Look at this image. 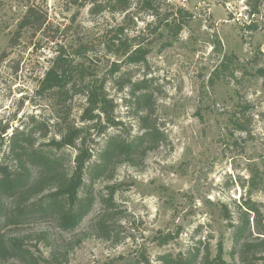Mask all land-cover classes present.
Instances as JSON below:
<instances>
[{
  "label": "rangeland",
  "instance_id": "rangeland-1",
  "mask_svg": "<svg viewBox=\"0 0 264 264\" xmlns=\"http://www.w3.org/2000/svg\"><path fill=\"white\" fill-rule=\"evenodd\" d=\"M145 1L131 0L122 11L115 0H0V131L8 126L0 160L15 128L36 130V137L43 133L32 117L49 127L48 137L56 115L82 124L84 96L65 100L38 91L62 45L72 54L76 42H88L86 79L105 80L114 99L121 124L109 133H139L129 87L120 84L143 78L165 132L163 143L135 165L119 164L110 178L89 186L94 205L74 232L61 231L51 217L5 228L30 236L25 243L41 256L39 264H161V254L185 253L199 240L231 261V224L238 222L244 199L254 201L264 219V83L257 74L264 67V0H149L150 7ZM30 6L46 19L45 31L29 27L18 33ZM178 10L174 16L185 22L174 36L167 14ZM120 23L131 36L144 30L143 40L152 45L146 65L112 75L115 57L105 44ZM94 137L96 158L105 136ZM76 152L64 149L68 163ZM112 191L119 213L110 239H104L93 220ZM41 232L48 240L39 239ZM0 264L23 263L9 258Z\"/></svg>",
  "mask_w": 264,
  "mask_h": 264
},
{
  "label": "trees",
  "instance_id": "trees-1",
  "mask_svg": "<svg viewBox=\"0 0 264 264\" xmlns=\"http://www.w3.org/2000/svg\"><path fill=\"white\" fill-rule=\"evenodd\" d=\"M115 2L114 7L122 11H127L131 5V0ZM248 3L252 5L251 0ZM145 4L151 6L149 0ZM178 12L181 14L182 10L167 14L166 26L174 36L180 33L185 22L183 18L174 16ZM37 13L35 6L28 8L19 22L18 33L29 27L45 31L47 21L37 17ZM170 16L172 19H169ZM66 28L70 26L66 25ZM116 29L117 35L110 37L105 44L108 52L115 57L109 65L110 73H120L131 65H146L152 41L143 40L144 30L131 36L125 32L122 23ZM74 45L76 49L72 54L66 53L62 45L39 81L38 91H52L59 99L65 100L76 95L84 96L86 106L81 115L82 124L77 125L69 116L56 115L51 124L53 134L48 137L49 127L32 117L36 127L43 130L42 134L36 137V130L15 128L7 138V149L0 160V261L15 258L23 264H39L41 256L25 243L30 236L8 233L6 227L26 224L34 218L51 217L61 231L74 232L94 205L89 186L97 179L110 178L119 164L135 165L139 157L157 148L165 139V132L155 117L153 93L146 78L137 81L128 79L120 84V89L129 87L130 105L135 109L139 133L132 137H126L120 131L109 133L110 128L119 129L121 124L113 114L114 99L105 80L86 79L89 74L86 64L89 59L88 42H76ZM257 74L264 83V67L258 68ZM92 128L95 133H92ZM7 129V125L1 128L2 144L5 143ZM94 134L105 136L96 158L91 149ZM44 137L48 139L39 141ZM66 148L77 150L72 163L66 161ZM102 205L93 225L100 237L110 239L119 213L113 191L102 198ZM241 206L243 209L238 215V222L231 224V261L225 259L223 250L214 256L210 243L199 240L185 253L161 254V264H238L237 257L240 264H264V219L251 199H244ZM224 215L229 218L227 210H224ZM48 237L46 232L39 235V239L45 241ZM50 256L52 262L57 261L55 249H51Z\"/></svg>",
  "mask_w": 264,
  "mask_h": 264
},
{
  "label": "built area",
  "instance_id": "built-area-1",
  "mask_svg": "<svg viewBox=\"0 0 264 264\" xmlns=\"http://www.w3.org/2000/svg\"><path fill=\"white\" fill-rule=\"evenodd\" d=\"M184 2H186L187 0H183Z\"/></svg>",
  "mask_w": 264,
  "mask_h": 264
}]
</instances>
